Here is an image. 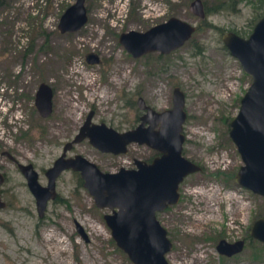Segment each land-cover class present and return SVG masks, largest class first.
Listing matches in <instances>:
<instances>
[{
  "label": "rangeland",
  "instance_id": "1",
  "mask_svg": "<svg viewBox=\"0 0 264 264\" xmlns=\"http://www.w3.org/2000/svg\"><path fill=\"white\" fill-rule=\"evenodd\" d=\"M191 1L85 0V24L60 33L59 17L74 0H0V194L6 203L0 208V264H132L103 220L109 210L94 205L74 171L58 176L57 198L38 217L17 164L32 163L45 185V169L91 107L95 121L111 120L118 131L131 129L140 113L137 97L161 111L171 106L175 85L184 93L187 114L182 153L202 170L180 183V201L157 212L172 239L165 257L169 264H264V243L248 235L254 219L264 217V197L235 183L242 162L228 136L250 77L221 40L226 30L246 37L264 15V3L201 0L206 14L199 18L189 10ZM172 15L195 24L196 30L169 53L134 58L118 42L121 32L144 31ZM86 53H97L101 62L85 64ZM6 70L19 75L18 101L12 88L6 90L12 87ZM41 81L58 89L47 118L36 112L30 96ZM73 153L103 171H115L151 151L131 143L126 153L109 157L82 140L66 154ZM220 238L241 239L243 248L230 256L219 254L215 246Z\"/></svg>",
  "mask_w": 264,
  "mask_h": 264
},
{
  "label": "water",
  "instance_id": "2",
  "mask_svg": "<svg viewBox=\"0 0 264 264\" xmlns=\"http://www.w3.org/2000/svg\"><path fill=\"white\" fill-rule=\"evenodd\" d=\"M189 9L195 16L205 17L201 0H192ZM86 20L85 0H74L60 15L57 28L61 32H73ZM195 30V24L171 16L144 31H123L118 35V42L134 58L150 52L166 54L183 45ZM221 40L250 77L238 109L229 121L228 136L242 162L233 178L237 185L264 197V15L254 23L246 37L226 30L221 34ZM92 56L88 62H97L98 57ZM51 94V87L46 82L39 83L34 105L42 117L52 111ZM137 105L145 109L141 121L123 131L103 123H92L89 112L73 139L62 146L61 153L45 169V185L39 183L32 163H18L17 167L34 197L38 217H43L47 203L57 196L58 176L65 170L76 171L94 205L109 210L102 215L103 220L115 245L131 263L169 264L165 254L172 249V242L166 228L157 219V212L178 202L180 183L187 175L200 172L201 166L182 153L185 141L183 124L187 114L184 93L178 85L173 87L170 108L157 111L146 105L142 97L137 98ZM83 138L100 151L112 154L126 153L131 143L146 144L159 154L150 161L133 158L131 167L103 171L79 153L66 156L72 143ZM3 180L0 171V184ZM5 205L0 194V208ZM77 230L85 237L78 224ZM248 235L264 243L263 216L254 219ZM243 245L241 239L228 242L220 238L216 250L230 256L240 252Z\"/></svg>",
  "mask_w": 264,
  "mask_h": 264
},
{
  "label": "flooded vegetation",
  "instance_id": "3",
  "mask_svg": "<svg viewBox=\"0 0 264 264\" xmlns=\"http://www.w3.org/2000/svg\"><path fill=\"white\" fill-rule=\"evenodd\" d=\"M203 4V3H202ZM203 8H204V5H203ZM190 10V9H189ZM204 11L206 12V10H205V8H204ZM191 12V11H190ZM192 13V12H191ZM193 14V13H192ZM206 14V13H205ZM194 15V14H193ZM173 16V15H172ZM169 17H171V16H169ZM168 17V18H169ZM87 21V20H86ZM59 30V29H58ZM77 31V30H76ZM59 32L60 33H69V31H65V32H61L60 30H59ZM75 32V31H74ZM92 54H94V53H86L85 55H84V63L85 64H89L90 62H88V60H89V58H91L92 59ZM97 54V53H96ZM95 54V55H96ZM97 57H98V61L97 62H94V63H97V64H99L100 62H101V60H100V57H99V55L97 54L96 55ZM106 63V62H105ZM90 64H93V63H90ZM102 66H103V63H102ZM6 73H7V75H9L8 77H10L11 76V78L10 79H8V81L10 82V84H11V86L12 87H6V90H11V88H12V91L14 92L13 93V97H14V99H15V101H18V98H19V92H18V83H17V81H18V78H19V75L18 74H11L10 75V71L9 70H6ZM1 78V77H0ZM42 82V81H41ZM41 82H39V83H41ZM3 83V82H2ZM50 87H51V106H52V111H51V113L47 116V117H51V115H52V113H53V98L56 96V93L58 92V89H56V86L55 85H53V84H49V83H47ZM18 85V86H17ZM39 85V84H38ZM38 85H37V87L35 88V90H34V92H31L30 93V96H31V98L33 97V106H34V108H35V105H34V96H35V93H36V91H37V88H38ZM0 88H1V85H0ZM8 93V92H7ZM58 94V93H57ZM30 96L28 95V99H30ZM138 97H141V96H138ZM137 97V98H138ZM143 98V97H142ZM144 100V99H143ZM144 102H145V100H144ZM135 104H136V106H137V108H138V110H139V115H137V124L141 121V119H140V117L145 113V109H141V108H139L138 107V105H137V99H136V101H135ZM145 104L146 105H148V106H150L149 104H147L146 102H145ZM16 105V104H15ZM171 105H172V102H171ZM17 106V105H16ZM150 107H152V106H150ZM171 107V106H170ZM169 107V108H170ZM153 109H154V107H152ZM0 109H3V107L0 105ZM166 109V108H165ZM7 110V109H6ZM17 109H13V111L15 112ZM35 110H36V108H35ZM157 110V109H156ZM164 110V109H163ZM18 111V110H17ZM162 111V110H161ZM3 112V110L1 111L0 110V113H2ZM36 112H37V110H36ZM89 112H91V122L92 123H94V124H101V123H103V124H105L107 127H110L111 128V120L110 121H108V122H106V121H104L103 119H100V120H96L95 121V116H96V110L94 109V108H92L91 107V109L87 112V114L85 115V117H84V119H83V121H82V123L77 127V129L75 130V133L80 129V127H81V125L84 123V121H85V119H86V117H87V115L89 114ZM38 113V112H37ZM39 114V113H38ZM110 115H111V113H109ZM42 117V116H41ZM46 117V118H47ZM43 118H45V117H43ZM136 124V125H137ZM146 125H147V123H146ZM134 125H132L131 127H133ZM157 126L158 125H156L155 126V128H157ZM75 133H74V135H75ZM74 135L69 139H67V141L66 142H69V141H71L72 139H73V137H74ZM82 140H86L88 143H89V141H88V139L87 138H83V139H81L80 141H82ZM80 141H78V142H80ZM65 142V143H66ZM78 142H75V143H72V145H71V147H70V151L72 150V147H73V145L74 144H76V143H78ZM64 143V144H65ZM63 144V145H64ZM90 144V143H89ZM184 144V143H183ZM91 145V144H90ZM140 145H143V146H145L147 149H149L150 151H151V154L148 156V157H146L144 160H147V161H150L154 156H156V155H158L159 154V152H157L156 150H154V149H152L151 147H149L148 145H146V144H140ZM92 146V145H91ZM92 148L97 152V153H99V155H105V156H109V157H111V152H103V151H100L99 149H97V148H95L94 146H92ZM69 150H67V151H69ZM75 153H73L72 155H74ZM66 156H70V155H67L66 154ZM88 159V158H87ZM132 164H133V162H132ZM198 164V163H197ZM200 165V164H199ZM201 166V170H202V165H200ZM72 171V170H71ZM74 172H76V171H74ZM78 173V172H77ZM192 174V173H191ZM79 175V174H78ZM1 192V191H0ZM180 193V192H179ZM180 198H181V195H180V197H179V200L178 201H180ZM171 206H173V205H169V206H167L163 211H165V210H168ZM168 234V233H167ZM172 240V239H171ZM219 240V239H218ZM218 240H217V243H218ZM239 240V239H238ZM217 243H216V245H217ZM216 247V246H215Z\"/></svg>",
  "mask_w": 264,
  "mask_h": 264
},
{
  "label": "trees",
  "instance_id": "4",
  "mask_svg": "<svg viewBox=\"0 0 264 264\" xmlns=\"http://www.w3.org/2000/svg\"><path fill=\"white\" fill-rule=\"evenodd\" d=\"M259 1V6L261 7L262 6V3H264V0H258ZM220 4H218V7H220L219 6ZM206 13V12H205ZM264 14V11L260 14V16L261 15H263ZM212 27H214L213 25H211ZM235 32V31H234ZM237 33V32H236ZM75 174H76V177H77V182H78V184L79 185H82V180H81V178L79 177V175H78V173L77 172H75ZM57 198V197H56ZM248 238L250 239V237L248 236ZM258 252H259V250H258ZM258 252L256 251L254 254H253V256L256 258V257H258L257 255H259L258 254Z\"/></svg>",
  "mask_w": 264,
  "mask_h": 264
},
{
  "label": "bare ground",
  "instance_id": "5",
  "mask_svg": "<svg viewBox=\"0 0 264 264\" xmlns=\"http://www.w3.org/2000/svg\"><path fill=\"white\" fill-rule=\"evenodd\" d=\"M230 196V195H229ZM229 196H228V198H229ZM234 197V196H233ZM234 200V199H233Z\"/></svg>",
  "mask_w": 264,
  "mask_h": 264
}]
</instances>
